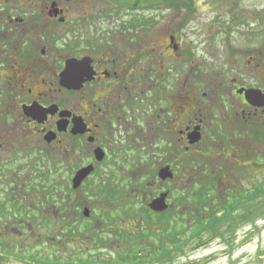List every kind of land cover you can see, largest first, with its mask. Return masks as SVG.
Here are the masks:
<instances>
[{
  "label": "flooded vegetation",
  "instance_id": "obj_1",
  "mask_svg": "<svg viewBox=\"0 0 264 264\" xmlns=\"http://www.w3.org/2000/svg\"><path fill=\"white\" fill-rule=\"evenodd\" d=\"M249 4L0 0V225L59 227L53 258L124 259L152 219L157 233L167 216L169 227L179 218L218 233L228 208L237 224L254 218L264 46L251 41L264 8ZM98 175L117 180L88 188L109 207L96 216L95 196L77 199ZM163 195L166 209L154 211ZM176 237L186 238L173 227L169 246Z\"/></svg>",
  "mask_w": 264,
  "mask_h": 264
},
{
  "label": "rangeland",
  "instance_id": "obj_2",
  "mask_svg": "<svg viewBox=\"0 0 264 264\" xmlns=\"http://www.w3.org/2000/svg\"><path fill=\"white\" fill-rule=\"evenodd\" d=\"M242 1L246 6H249V3L251 1L255 2L257 9H253V11L258 10V12H261L263 10L262 8H264V0ZM263 23L264 18H257L252 26V29H254V31L255 29L259 28V32L257 33V45L256 43H254V41H251L250 38L247 37V40H238V42L233 44V46H248V44H245V42L250 41L253 43L251 46H264V39H262V33L264 34ZM70 46H74V43L71 42ZM134 166H136V164H134ZM11 175L13 176L16 174ZM37 177H33V179H36ZM130 177H132L130 178L132 181H138V177L136 175L135 177L133 175H130ZM15 178L21 179V177H19L18 175ZM114 180L117 179L109 176H96V178L92 179L91 182L88 181V184L85 185L86 189L80 192L83 195L79 196L77 200L82 203L88 200L86 192L89 187L92 188L93 186H95V188H99L103 186L114 185ZM257 181L259 186L261 184L264 185V177L258 178ZM68 183L70 184V181ZM88 192L91 196L96 197L91 201L88 200V206H90V208L92 209V215L98 216V213L97 211H95V209L103 208V205V213L108 214L110 212L107 210L109 207L105 202H103L102 197L101 199L97 197L98 191H96L95 189L92 193L89 190ZM147 193H150V191H147ZM257 194V199L253 202V207H255L253 209L254 218H252L250 221L244 223L242 222L243 224H237V205L234 207L237 209L228 208L224 215L227 216V219H230L228 223L220 227L221 230L218 233H214L215 228H212L210 230L209 227L201 226L197 229L195 227L191 228V226L182 225L186 223L181 222L180 219L177 218L176 226L174 225L173 227L175 228L178 236L181 234V232L184 231L186 238L176 237L175 246L168 247L166 245L168 247L167 250L169 249V253L166 252L165 254L166 257H162V254L158 252H156L155 257H157V260L161 258L164 259L163 263L161 264H264V186L263 188L261 186L258 188ZM250 215V213H245L244 216H246L247 218H245L244 220L248 219ZM241 217H243V215ZM168 218L170 217H165V219L161 220V224H159V229H162V233H157L158 228L156 226H149L150 224L153 225L154 222L151 214H146L145 220L150 221L152 219L147 224V227L152 228L157 235H166L165 238L166 241H168L171 240V238H169L170 230L173 229V227H169L167 223ZM97 219H101V217L99 216ZM134 219L138 220L136 217H134ZM163 229H165L164 232ZM0 231V235L3 234V237L0 236L2 238V243H4L8 247V252L2 254L0 264H48L46 262H40V259H55L52 257V252L56 251V249H54L53 247L57 246L58 237L59 235H61L59 232V227L54 225H37L33 227L0 225ZM198 236L200 237V239ZM157 239L160 240L161 237ZM166 241L165 243H167ZM69 251L74 250L69 249ZM95 255H108V253L99 252ZM169 258H171L172 263H168ZM60 259L63 260L62 264H67V262L76 260L74 258ZM98 260L103 263L106 262V260L110 259L102 257V259ZM146 263L160 264L157 263V261H149Z\"/></svg>",
  "mask_w": 264,
  "mask_h": 264
},
{
  "label": "trees",
  "instance_id": "obj_3",
  "mask_svg": "<svg viewBox=\"0 0 264 264\" xmlns=\"http://www.w3.org/2000/svg\"><path fill=\"white\" fill-rule=\"evenodd\" d=\"M154 226V225H151ZM155 229V228H154ZM137 231H135V242H131V244L125 245V247L129 248V250L135 251V256L124 258V259H110L106 260V262H101L98 259H92V260H84V259H76L71 262H67V264H147L146 262H156L157 263H163L164 259L157 260L156 252L161 253L162 257H166L165 254L168 252L167 248L162 250L164 247H166V243L163 241H160L157 245V234L155 231H153L150 227H137ZM1 232V231H0ZM3 237V234L0 235ZM0 237V238H1ZM147 244V245H146ZM153 244V248H152ZM167 246L169 247V244L167 243ZM8 252V247L2 243V238L0 240V259L2 257V254ZM169 253V252H168ZM167 253V254H168ZM171 258H169L168 263L171 262ZM40 262H46L48 264H62L63 260L60 258H55L53 260H43L40 259Z\"/></svg>",
  "mask_w": 264,
  "mask_h": 264
},
{
  "label": "water",
  "instance_id": "obj_4",
  "mask_svg": "<svg viewBox=\"0 0 264 264\" xmlns=\"http://www.w3.org/2000/svg\"><path fill=\"white\" fill-rule=\"evenodd\" d=\"M70 71H72V68L69 69ZM91 168H87L84 169L82 171H80L78 173V175L76 176V178L73 181V185L75 188L81 186V184L85 181V179L87 178V176L90 174L91 172ZM162 179H167L171 177V174L168 171H163L162 172ZM164 197L165 195L162 196V198L157 199L156 201H154L150 207L154 210V211H158V212H162L166 209V205H165V201H164Z\"/></svg>",
  "mask_w": 264,
  "mask_h": 264
}]
</instances>
